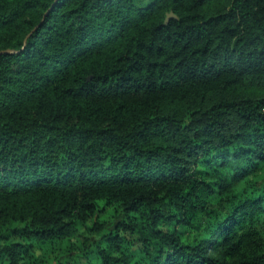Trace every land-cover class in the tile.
Segmentation results:
<instances>
[{"label":"trees","instance_id":"trees-1","mask_svg":"<svg viewBox=\"0 0 264 264\" xmlns=\"http://www.w3.org/2000/svg\"><path fill=\"white\" fill-rule=\"evenodd\" d=\"M0 51V264H264V0H0Z\"/></svg>","mask_w":264,"mask_h":264},{"label":"rangeland","instance_id":"rangeland-1","mask_svg":"<svg viewBox=\"0 0 264 264\" xmlns=\"http://www.w3.org/2000/svg\"><path fill=\"white\" fill-rule=\"evenodd\" d=\"M103 214V213H102ZM106 218V217H105ZM78 234H84L83 230L82 229H79L77 232H75L72 236H66L62 241V245L64 246H69V245H72L70 243V238H75L77 237ZM70 249H72V247H70ZM71 255L73 254V250L70 251ZM57 263V260L55 257L52 258V260L50 261V264H56Z\"/></svg>","mask_w":264,"mask_h":264},{"label":"water","instance_id":"water-1","mask_svg":"<svg viewBox=\"0 0 264 264\" xmlns=\"http://www.w3.org/2000/svg\"><path fill=\"white\" fill-rule=\"evenodd\" d=\"M170 17H175V15L172 13V11H170V12H168V13L166 14L165 22H167V21L169 20ZM2 51H4V52H8L9 50H2ZM2 51H0V52H2Z\"/></svg>","mask_w":264,"mask_h":264}]
</instances>
